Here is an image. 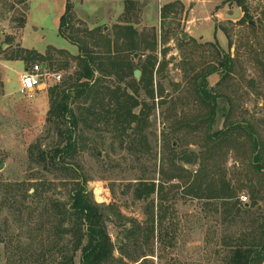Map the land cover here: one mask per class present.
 <instances>
[{
	"label": "rangeland",
	"instance_id": "obj_1",
	"mask_svg": "<svg viewBox=\"0 0 264 264\" xmlns=\"http://www.w3.org/2000/svg\"><path fill=\"white\" fill-rule=\"evenodd\" d=\"M17 1L0 0V29L5 27L13 32L25 21L28 5ZM44 1L33 0L31 5L26 48L45 54L53 47L68 51L71 56L77 55V47L58 32V18L65 3L55 7L51 2L43 4ZM128 1L134 3L129 14ZM242 2L244 9L233 0L74 2L76 37L91 47L96 42L88 38L87 30H103L113 38L116 27L125 25L128 19L139 32L143 45L156 33L158 46L154 55L158 63L154 85L156 90L163 87L168 101L162 107L157 98L156 110L148 120L131 127L122 140L114 138L101 124L90 126L79 139L77 155L71 161L73 168L79 169L88 180V191L95 203L109 214L108 232L115 246L114 261L110 264H120V261L127 264H229L230 251L239 237L249 241L252 231L263 222V200L249 213L234 206L224 210L218 200L197 199L188 195L183 186L178 189L168 184L163 198L168 207L158 210L161 203L156 195L147 201H137L131 187L142 177L161 179L160 161L164 154L170 158V145L182 156L204 148L205 125L198 123L196 117L205 113V109L193 98V68L196 72L213 68L217 71L208 78V89L217 95L219 108L225 106L230 114L224 118L218 111L213 132L246 119L264 139V0ZM168 4L174 7L162 18L161 10ZM244 10L250 18L240 24ZM34 24L39 29H34ZM184 35L189 40H183ZM13 47L16 50V42ZM138 55L133 62L139 67L150 53L142 51ZM224 55L233 59L229 75L220 66ZM54 56L55 70L61 73L62 83L74 73L76 64L71 60L69 70L60 69L69 58ZM24 65L30 68V64ZM24 65L8 62L5 68L0 67V264H51L52 258L61 259L62 253L41 249V238H47L48 226L54 222V213L46 209V203L58 199L69 208L72 186L63 181L64 175L41 174V168L30 162L32 146L53 147L60 142V137L55 126L47 122L49 94L36 92L29 98L19 92L18 79L25 72ZM159 66L163 69L157 74ZM145 98L142 92L141 99ZM247 146H238L234 153L228 152V146L222 144L214 155L207 157L214 171L226 175L239 189L238 205L252 204L253 187L257 182L253 168L241 162L249 158ZM185 167L194 171L199 168ZM52 181L57 188L46 191V199H36L31 189L30 197L23 203H19V199V202L10 200V193L21 197L17 187L10 191L6 188V185L22 182L32 187ZM244 198L247 201L244 202ZM153 202L157 230L153 239L146 240L143 229L151 224ZM135 223L142 232L127 235L125 227ZM35 224L47 226L46 232L35 230ZM55 239L62 244L73 241L70 234L61 232ZM144 255L148 256L142 258ZM80 261L78 253L76 264Z\"/></svg>",
	"mask_w": 264,
	"mask_h": 264
},
{
	"label": "trees",
	"instance_id": "obj_2",
	"mask_svg": "<svg viewBox=\"0 0 264 264\" xmlns=\"http://www.w3.org/2000/svg\"><path fill=\"white\" fill-rule=\"evenodd\" d=\"M75 1L78 0H67L65 13L60 18L58 32L62 38L77 47V55L71 56L68 51L53 47H50L45 55L34 50L17 47L16 50L9 49L2 59L4 61H22L25 64H30V68L38 63L46 70L59 74L61 73L55 70L54 54L69 58L64 64V68L61 66L60 69L69 70V61L71 60L76 64L72 75L47 90L50 101L47 122L55 126L60 142L53 147L46 148H43L42 144H37L32 146L29 151L31 164L40 167L41 174L57 172L64 175L66 178L63 181L72 186L69 208L58 199L47 201L46 209L53 211L54 222L48 226V236L41 238L40 244L42 251L45 248L50 253L57 251L62 253V258H52L51 264H76L78 253L81 254L80 264H110L114 261L115 246L108 232L109 214L105 213L101 205L95 203L92 193L88 191V180L79 169L73 168L71 161L75 160L77 155L79 139L86 134L90 126L101 124L114 138L122 140L128 135L131 127L138 126L148 120L149 115L156 110L155 100L157 98L160 99L158 105L162 107L167 105L168 101L164 96L163 87L156 90L154 85L158 63V58L154 55L158 46L156 33L149 36L143 45L139 32L132 21L128 19L125 25L116 27L113 38L105 34L103 30H87L88 38L95 39L96 42L91 47L92 45L90 46L84 40L76 37L74 31ZM233 1L238 3V7L244 9L242 0ZM17 2L27 4L28 0ZM132 7H134L133 1H128V14ZM173 7L174 4L165 5L161 10L162 18H165ZM243 12L244 17L239 21L240 24L246 23V18H250L245 10ZM24 20L18 29L24 28L26 18ZM2 50V46H0V54H2ZM142 51L149 52L150 55L138 67L134 64L133 59L135 54ZM165 54L166 52H164ZM220 66L229 75L233 70L231 56L224 55ZM30 68L28 67V70ZM162 69L163 66H159L157 74ZM136 70H140L142 73L139 81L135 78ZM195 70V68L192 69L194 72L192 77L193 98L205 109V113L197 116L196 120L205 125L206 144L199 152L192 151L189 155L186 153V156L176 153V150L170 145V158L169 155L164 154L160 161L161 179L140 178L135 185H131L134 189V197L137 201H147L156 195L161 203L158 210L167 209V201H163L164 190L168 184H173V188L180 189L183 186L186 193L194 198L220 201L224 210L234 206L249 213L261 200L264 201V139L255 129L254 124L249 123L246 119L237 121L233 125H226L223 129L213 132L218 111L220 110L224 118H227L230 113L225 106L219 108L217 95L208 89V78L217 72L216 69H207L201 72ZM109 79L113 82H108ZM142 92L146 96L145 99H141ZM137 110H139L138 113ZM222 144L228 146V152L234 153H237L238 146L248 145L249 158L241 162L242 165H250L253 168L257 179L255 187H253L251 205L246 203L238 205L240 203L238 200L239 189L232 185L226 175L215 172L207 159L214 155L216 149H220ZM179 162H183V164L180 165ZM185 166H198L199 168L194 171ZM0 184H2L1 179ZM13 187H17V192L21 194V197L10 193V200L19 202L17 201L19 199V203H23L26 197H30L31 189L34 190L32 196L42 200V198L46 199L44 193L57 188V185L54 181L32 187H28L26 182L6 185L8 191ZM154 209L153 202L151 224L143 229L146 240L147 238L153 239L157 230ZM157 220L159 222V215H157ZM32 227H34L33 224ZM46 228L47 226L44 224H35V230L40 233L46 232ZM125 228L128 235L138 234L141 227L135 223L131 227ZM60 232L70 234L73 241L68 244H62L60 240L57 241L55 237ZM140 232L142 231L140 230ZM127 235L126 238H128ZM239 238L241 239L230 251L229 264H264V219L252 231L249 241H246L242 236ZM47 239H49L48 242ZM1 240L2 237H0ZM147 256L144 255L142 258ZM120 262V264H127L124 261Z\"/></svg>",
	"mask_w": 264,
	"mask_h": 264
},
{
	"label": "crops",
	"instance_id": "obj_3",
	"mask_svg": "<svg viewBox=\"0 0 264 264\" xmlns=\"http://www.w3.org/2000/svg\"><path fill=\"white\" fill-rule=\"evenodd\" d=\"M184 1H186V0H184ZM47 2H51L52 5L55 6V7L56 6H60L62 2H63V4L65 3L64 10H63L62 14L58 18V20H59L58 22H59V25H60V18L65 13L67 0H46V1L42 2V3L46 4ZM32 3H33V0H28V2H27L28 11H27V14H26V23H25L24 28H22V29H13V32L10 29H8V30L4 29L5 27H3V29H1L2 35H0V46H2L3 50H2V54H0V67L5 68L4 64L8 63V62L22 63L24 65V63L22 61H4L2 58H3V55L9 49L14 48L13 47V43L14 42H16L17 47H20L21 49L31 50V49L26 48L28 46H26V42H25L26 41V39H25L26 35L25 34L27 32V28L29 27V23H30V15H31L30 13H31V5H32ZM33 27L36 30L39 29V26H37L36 24H34ZM34 51H36V50H34ZM36 52H38V51H36ZM38 53L41 54V55H45L46 54V53L43 54V53H40V52H38ZM24 67H25V65H24ZM27 70H28V68L25 67V72H27ZM24 73H21L20 76H19V79H18L19 92H20V77ZM41 93H47V90L43 91Z\"/></svg>",
	"mask_w": 264,
	"mask_h": 264
},
{
	"label": "built area",
	"instance_id": "obj_4",
	"mask_svg": "<svg viewBox=\"0 0 264 264\" xmlns=\"http://www.w3.org/2000/svg\"><path fill=\"white\" fill-rule=\"evenodd\" d=\"M0 35L2 31L0 29ZM62 75L51 70L44 69L40 64L33 65L27 72L20 77V93L32 98L36 92L48 90L52 85L59 84ZM247 198H244V202Z\"/></svg>",
	"mask_w": 264,
	"mask_h": 264
},
{
	"label": "water",
	"instance_id": "obj_5",
	"mask_svg": "<svg viewBox=\"0 0 264 264\" xmlns=\"http://www.w3.org/2000/svg\"><path fill=\"white\" fill-rule=\"evenodd\" d=\"M183 40H189V38L186 37V35H184V36H183ZM138 58H139V55H138V54H135V55H134V59L137 60ZM43 68L45 69V67H43ZM141 76H142L141 71H140V70H136V71H135V78H136V80L139 81V80L141 79ZM0 169H2V166H1Z\"/></svg>",
	"mask_w": 264,
	"mask_h": 264
}]
</instances>
